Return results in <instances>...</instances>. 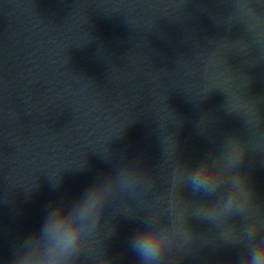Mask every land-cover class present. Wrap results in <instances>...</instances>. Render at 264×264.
<instances>
[{
  "label": "water",
  "instance_id": "obj_1",
  "mask_svg": "<svg viewBox=\"0 0 264 264\" xmlns=\"http://www.w3.org/2000/svg\"><path fill=\"white\" fill-rule=\"evenodd\" d=\"M93 191L74 264H142L146 229L154 264L264 240V0H0V264Z\"/></svg>",
  "mask_w": 264,
  "mask_h": 264
},
{
  "label": "clouds",
  "instance_id": "obj_2",
  "mask_svg": "<svg viewBox=\"0 0 264 264\" xmlns=\"http://www.w3.org/2000/svg\"><path fill=\"white\" fill-rule=\"evenodd\" d=\"M238 153V148L234 147ZM212 181V170L206 166L194 169L190 178V186L197 191L204 190ZM243 183V178H237ZM233 201H229L231 204ZM100 195L93 191L87 194L72 211H65L62 207H55L47 217L45 224L29 241L37 238H47L49 247L44 254H37V245L15 257L14 264H74L84 231L94 228L99 214ZM132 251L142 264H154L164 248L163 238L155 231L146 229L134 235L131 241ZM240 264H264V240L256 242L255 248Z\"/></svg>",
  "mask_w": 264,
  "mask_h": 264
}]
</instances>
